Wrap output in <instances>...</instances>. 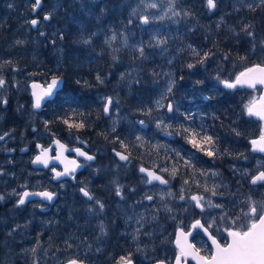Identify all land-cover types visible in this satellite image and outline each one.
I'll use <instances>...</instances> for the list:
<instances>
[{"label":"rangeland","instance_id":"374dc122","mask_svg":"<svg viewBox=\"0 0 264 264\" xmlns=\"http://www.w3.org/2000/svg\"><path fill=\"white\" fill-rule=\"evenodd\" d=\"M28 1L29 0H27V2ZM51 1L52 4L50 5V8L56 7L63 2V0H51ZM23 2L24 0H0V5L3 4L5 9V12L0 9V12L4 14V16L9 15L10 13L14 14L16 20H18L22 13L21 7ZM254 2L255 0H216L217 7L215 8V10L210 11L206 6V1H205L204 9L207 11V14L204 18H200L198 16L193 15L189 11L187 6L181 4L179 0H176V4L178 5V7L174 10L181 11L182 13L183 11H187L190 13L189 16L184 17L183 15H181V17L177 18V17H172L171 13L169 12L168 15L164 16V19L162 20L154 19L153 22L149 25H141L138 23V21H139V17L142 15H149L150 19H153V14H155L156 17L163 16L164 13L167 12L168 10L169 0H122L121 4H123L125 8L126 21H123V23L117 26L112 25L111 26L112 28H109V30L105 32V34H102L103 36L100 39V41L111 50L117 51L119 48H128L129 51H133L132 53H130L132 56L138 57L139 54L138 52L135 51V48L140 46L141 41H143L144 44L146 45L153 36L167 37L168 43L166 45H161L155 48H147V47L145 48V53L148 58L140 59L138 61H135L134 64H132L133 76L129 78V83H128L129 88H131L136 81L138 80L140 82L142 81L141 86H139L138 88L148 89L150 96L151 94H153L154 96V94H156L157 91L159 90L156 97L157 99H159L161 93L165 91L167 81L169 80V76L165 74L171 73L172 78L176 79L174 68L170 66V64H173L177 56H180L181 53L187 51L190 52L188 48L189 45L199 49V45L196 39L197 35H201V34L209 35L206 38L212 40V37L215 38L217 34L221 35V37L232 36V35L235 36L237 34V29L235 28V26L228 23L227 19H228V15L230 19L235 18L234 15L239 13L238 9H241L243 11L247 10L249 15H251V18L248 19L247 21L248 23H251L254 26L255 31L258 33L256 37V43L258 47L255 53L252 52V45L249 43L251 46V54L258 53L259 56L262 55L259 51L260 50L259 42L261 39H264V36L261 34V24L257 20V16L256 17L254 16V12L247 7L249 3H254ZM149 3H157L159 7L157 9L148 8L147 5ZM9 4L12 5L11 8L8 7ZM129 18H131L134 21L131 25L128 24ZM206 20L207 22H205ZM245 20L246 18L244 17L243 21ZM3 21H7V19ZM217 24L220 25L219 28L216 27ZM43 27H46L45 23L43 24ZM19 28L20 26H18L15 30L17 31ZM185 29L188 31H193V33L187 34L186 32H183V30ZM113 33L116 34V39L111 41V44L106 43V41L112 37ZM54 38H56L55 45H53V47L49 49V52L46 55H43V57L44 58L48 57V59L52 63L56 62L55 66L60 67V65L62 66L63 64V63L61 64V62L63 60L64 44L62 40L58 39V35L56 32H54L52 39ZM125 38H127V43H125ZM88 39L85 38L84 40H88ZM16 40L18 39H14L13 42ZM94 42L95 41L92 40L90 43H94ZM101 42H97V43H101ZM165 48L166 51H162V49ZM7 49L8 47H4L3 51L0 50V53H4V51ZM218 49L222 50L221 48ZM96 52L99 53L100 51L96 50ZM100 54L103 53L101 52ZM3 58H5V54H0V59ZM33 58L36 63L41 64V62L39 61L41 59L40 57L36 55ZM147 61H151V69L145 71L143 69V64L144 67H148L146 64ZM230 61L231 62L229 61L226 62L230 64L231 68L234 67L235 72L241 71V69L247 65L245 63L246 61L242 63L239 59H233L232 57H230ZM165 62H167L168 65H165ZM259 62H261V59ZM214 66H216V68H219V70L215 75H211L210 78H208L205 81L206 85H208V88H210V90H218L220 89L221 86H223L215 79L218 74L222 79H228V77H223L222 75L225 68L224 63L220 62V60H217L215 61ZM22 68L27 69V66L23 64ZM106 68L107 67H105V69ZM3 70L4 69H0V72ZM153 73H156L157 76L152 77ZM31 78H33L32 75ZM5 80L9 82L8 79L5 78ZM245 90L246 91H240L241 92L240 95L241 98L244 99L245 101V103L243 104V108H244V112L247 115L245 105H247L249 101L254 100L259 96L261 92V87H256L255 89H245ZM9 91L15 92L14 93L15 102L21 101L23 90L19 88V83L17 78L13 79L11 82L7 84L6 90H0V94H2L7 99L11 100V94ZM199 94L200 96L205 95L202 91H200ZM112 97L114 100L117 101V99L114 96ZM177 104L180 109V104L179 103ZM153 113L150 116V121H153V117H155L157 114L163 115L165 119H167L169 116L172 115L164 110H156L155 107L153 108ZM177 116H179V114H177ZM177 116L175 119L171 120L172 124L174 122L176 123V120H178ZM259 126L261 132V130L264 129V121L263 122L261 121L259 123ZM135 128H136L134 130L135 135H140L144 138L143 147L139 146L138 142L136 141L135 142L138 147L143 148L141 156H144L146 159L150 160L152 158V160L158 161V155H161L162 157H165V160L162 162L167 161V163L162 167L165 166L169 167L170 171H171V165L173 163H175L177 167L180 163H182L183 166V161L180 159V157L176 156V152H179L180 156H182L184 159H188L182 154L183 150L181 147L179 148L182 150V152L180 151L179 148L175 146L172 147L168 146L169 143L168 139L160 136V134L157 132L155 128V123H154L155 132H152L150 134L146 133L145 131L142 133L138 131V129L140 128L137 127ZM260 132L258 136L260 135ZM153 134H155L156 137L154 138V142H151L150 135ZM147 142H150L151 145H161L162 147L156 149L154 147H151V145L149 144L150 145V148H148L149 150L144 151L145 143ZM158 151L161 152L159 153ZM243 156L247 157V159L243 158L244 163L236 164L235 162L233 165L227 168L228 172L231 174V178L233 179L231 183L230 180L227 178L223 169L218 166H212L211 164L207 169L197 168V169L205 170L209 173L211 172L217 173L215 177L209 176L208 178H203L197 176V179H199L201 183H203L205 179H207L209 184L215 182L216 184L220 185L219 191L225 192V196L223 198H216V200L215 198H213L214 203H220L221 200L233 203V201L235 200L234 203L231 204V206H233V208L236 211L234 215L232 212L228 210L227 207H225V210H227L229 214H232L233 217L235 215H240L241 209L247 211V208H244L245 207L244 202L246 201L247 197L250 196L248 189L246 192L243 193L241 191H237L239 193L238 195H236V187H240V184L243 181V179H240L241 175L244 173H251L252 175H255L257 170H264V155L249 150V153ZM168 157H171V159L168 160ZM159 164L160 162H156V163L154 162V165H159ZM31 171L32 170L27 167H22L20 170H14L12 172H6V173L4 172L6 176L3 175L1 177L3 178V181H6L4 183L5 188L7 189L9 185H12L13 188L7 189V191L9 192L4 191L5 190L4 188V190H0V194L4 195V193H13V190H15L16 192H21L22 188H24L23 186L25 185L26 186L35 185V184L39 185V182L31 180L32 179L30 177L32 175ZM165 174H166L165 176L170 181L169 186L167 187L175 195L174 196L165 195L164 200L161 201L160 195L162 190H164L166 186L158 185L156 187H153L152 185H150V187L146 190V192H148L149 194H154V201L144 202L145 205L148 206L147 210L145 207H138L136 204H131V206L126 211L124 210L121 211L122 219H123L121 221L122 228L120 226V221L118 222V219L115 221L113 228L110 226L107 220H100V224H103L107 229V235L101 234L100 229L96 226L99 224V221L96 218L94 219L93 216H90L87 213H86L87 214L86 221L89 220L91 223L89 227H85L86 232L82 234L81 230H83L84 228L81 227V214L77 210L76 212H78L79 214V216L75 217L77 219L72 217L73 219L78 221L77 232L73 233V235L71 234L66 239L64 237L55 238L53 237L54 233L50 234L46 232L44 227L40 228L38 226H35L34 217L31 214L34 212L38 213L37 211L31 210V212L28 213L26 209H20L18 211H15L16 214H12V216L8 217V219L0 217V232H1L0 239L2 238L0 242V250H2L1 259L3 264H15L17 262H19L17 264H32L34 258L38 261V264H58V260L63 261L64 257L69 254L64 252V248L66 246L65 242L67 241H69V243L73 245V248L70 251L80 253L84 261L89 264H109L107 262H111L110 264H113V260H108V259H110L112 253L113 254L116 253V249L114 247L118 243L122 244L119 246L121 248H124L126 252L131 251L133 253V256L134 255L137 256V259H141L143 260V262L145 260L153 264V262L156 261L157 259H165V258L166 259L169 258L173 261L175 256H177L179 253V249L174 244L176 230L178 229L179 226H183L184 229L187 231L190 230L192 222H194L196 219H200V218L205 219L206 217L208 218L217 217L219 214L222 213L221 210L211 209V210H206L202 216L200 209L192 208L187 204H184L183 201H180L178 199V195L185 176L176 173L175 179H171L168 173ZM234 176H237L239 180H236ZM3 181L0 180L1 183ZM245 181H247V176H245ZM20 188L21 190H19ZM261 189L262 191H264V188ZM192 191L193 192L197 191L195 185H192ZM4 196H5L4 202H6L7 195ZM243 196L245 197L244 199L241 200V197ZM237 199H239V202L237 201ZM253 200L256 201L264 200V193L254 198ZM2 202L3 201H0V203ZM226 202H221V203L225 204ZM9 204L10 203H8V205ZM163 204H167L168 207L173 209L176 216L175 219L171 218L172 215L171 213L165 211L164 207L162 206ZM178 204H183L184 208H187L188 210L184 211L183 208H177L176 205ZM13 207H14L13 205L11 206L9 205V209ZM157 208L159 209V211H156ZM70 210L71 209H69L67 212L68 217ZM134 212L136 214H143L147 218L148 222L144 224L142 232L151 233L150 236L141 234L139 236V240H135V241L132 239V233L133 230L137 227V225L134 223V221L128 220V217L133 216ZM209 212L211 213V217H209ZM150 213L155 214L156 216L155 220L152 219ZM90 218H92V220H90ZM180 221H183V225H180ZM213 226L215 228L219 227L222 233L223 228L227 227L228 224L225 222H218L217 225H213ZM117 232L124 235V237L121 234H117ZM222 235H217V237L223 239ZM58 238L61 239L64 243L58 241L57 240ZM197 239L203 241L206 240V237L203 236V234H201V236L197 237ZM37 242H39V247L41 245L46 248L37 249ZM208 243L210 244L209 241ZM137 247L140 248L139 252L136 251ZM196 247L204 251L206 255L210 254L211 252L210 248L206 249L202 247L201 243H197ZM32 248H36L35 257H33V254L30 251ZM97 248L100 249L99 252L96 251ZM126 252L124 250H121L120 255ZM188 260L190 264H195L189 258H187V262Z\"/></svg>","mask_w":264,"mask_h":264},{"label":"snow or ice","instance_id":"6c2138e0","mask_svg":"<svg viewBox=\"0 0 264 264\" xmlns=\"http://www.w3.org/2000/svg\"><path fill=\"white\" fill-rule=\"evenodd\" d=\"M42 6V0H34L32 4V11H36L40 9ZM206 6L209 10L215 9L217 7L216 0H206ZM9 8L12 7L11 4L8 5ZM148 8L157 9L159 6L157 3H149L147 5ZM178 7L176 4V0H169V6L167 12L164 13L163 16L156 17L153 14V19H150L149 15H142L139 17L138 23L141 25H149L153 22L154 19H164V16L171 13L172 17H187L190 15L189 12L177 11L174 10ZM247 7L255 11L256 8H260L262 12H264V0H255L254 3H249ZM135 14V13H134ZM43 21H51L53 19V14L48 12L43 16ZM134 21L129 18L128 24L131 25ZM27 23L32 27L35 28L38 34L42 37L47 38V34L40 31L42 27V22L40 19H31L27 21ZM217 28L220 27L219 24L216 26ZM240 32L243 33V38H246L248 42L252 45V52L255 53L258 47L256 43V37L258 33L255 31L254 26L251 23L245 22L240 29ZM236 42L239 43V40L242 38L240 33H237L234 37ZM58 39L63 40L64 34L60 32L58 35ZM116 39V34L113 33L112 37L106 41V43L111 44V41ZM90 39L84 40V43H90ZM15 45H23L25 41L23 40H16ZM53 45H55L56 40L53 39L51 41ZM125 43H127V38H125ZM168 43L167 37L161 36H153L149 42L145 45L143 41L140 42V46L135 48V51L138 52L139 59H147V55L145 53V48H155L161 45H166ZM214 47H217L216 44H213ZM260 46V53L264 54V39H261L259 42ZM190 50V54L193 58H195V63H188L186 66L189 69H192L196 66V64L203 65L205 61H207L210 57H215L217 52H213L211 49L208 51H203V49H197L192 47L191 45L188 46ZM162 51H166L162 49ZM221 53L220 58L223 61H230L231 52H222L220 49H217ZM115 58V57H114ZM238 59L243 63L249 59L248 56H240ZM5 66L13 68L15 71L16 69L13 66V62L11 60H3L0 62V69H3ZM36 73H30L29 75H35ZM165 75L169 76V80L167 81L165 91H163L160 95V98L155 101V109L156 110H164L167 113L172 114L167 119L163 115L157 114L153 117V122L155 123V128L158 133H162L165 136H173V135H180L183 136L184 139L189 143L193 148L197 149L199 152H203L208 157H215L217 155L218 149H216L217 141L213 138L212 135H209L201 125L199 130L193 128L191 125L184 126L180 125L179 127H174L171 123V120L175 119L177 114L183 116L185 121L192 120L191 114H185L179 112L178 104L172 99L173 96V88L175 86V79L172 78L171 73H167ZM97 81L101 84L103 80L99 75L96 77ZM183 79V77H181ZM220 84H222L227 89H235L237 86H247L248 88L255 89L256 86L264 85V58L261 59V63L253 64L251 67L245 66L243 71H240L238 74H235L234 79H222L218 74L215 78ZM63 78L53 76L51 80H46L44 84H39L37 82L31 83V95L33 97L32 101V108L34 110L41 109L42 105L48 101H50L53 96L58 91L60 85L63 84ZM139 82V81H137ZM76 83H80L77 81ZM197 83H203L202 81H197ZM8 82L5 80L2 73H0V90H6ZM87 84V81H85ZM206 99H211V97H206ZM167 101V103H165ZM113 98L111 96H106L104 98V107L103 112L105 114H109L113 107ZM0 104H8V99L0 94ZM118 105V102H117ZM246 112L248 116H256L259 117L260 120H264V95H262L257 102L255 99L249 101L247 105H245ZM145 115L151 116L153 113L152 108L148 109H139ZM73 116H83V113H76L73 111ZM63 123L67 124L69 128H84L85 123L81 119L79 122L72 120L70 123V119H63ZM139 125L142 128L147 127L145 120L138 121ZM49 121H44V126L48 129ZM35 131V129H33ZM115 131V128H113ZM240 135L239 132L236 133ZM54 135V134H53ZM11 138L10 133H3L0 134V141H4L5 138ZM114 141H118L123 151H115L113 149L115 155L119 158L120 161H124L126 163H130V153H128L129 146L131 144L132 148L137 146L136 143H125L124 140H121L119 136L114 138ZM135 141L139 143V146H144V138L140 135H135ZM252 145L253 151H258L264 153V129L261 130L260 135L257 139H253L250 141ZM150 144V142H149ZM37 149H39V154H37L34 159L32 160L33 164L36 165H43V167L48 168L50 163L59 162L60 164L64 165L62 171H56L55 163H53V167L50 169L53 172L54 179H60L61 177L65 176H72L75 179L74 173L78 168L88 166V161H94L96 157L94 155H89L87 152L83 151L81 148L76 147L72 148L71 151L76 153L77 158L83 157L85 163L82 165L78 162V159H71L65 156V152L69 151L67 145L60 142L58 139H54L51 144L45 148L41 144L36 145ZM53 147L58 149L57 154L55 156L50 155L52 152ZM156 149L162 147L161 145H151ZM216 149V150H214ZM27 149H21V151H26ZM10 151H14V149H10ZM175 151V150H173ZM128 153V154H126ZM224 153H221L223 155ZM176 156L180 157L183 161V168L185 169V178L183 179V183L179 190L178 199L183 201L184 204L192 208L200 209L201 215L205 213L206 210L211 209H218L221 210L222 214H219L217 217H211V213L209 212V217L204 219L202 223L200 219H196L195 222L191 225L189 231H185L183 226H179L175 244L179 249V255L175 256V264H187V258L192 257L193 259L197 260V264H264V200L256 201L251 198V196L247 197L245 203V207L247 211L243 209L240 210V215H229V212L225 210L224 203H214L213 198H223L225 196V192L219 191L220 185L216 184L215 182L209 184L207 179L204 180L203 183L197 176L208 178L209 176L215 177L217 173L215 172H207L202 169H197L195 163L193 162L192 158L184 159L180 156L179 152H176ZM241 157H244L241 154ZM171 157H168L170 160ZM167 163V161H166ZM155 168H159L158 174ZM191 170L188 172L187 170ZM178 167L175 163L171 165V171L169 167H161L160 165H155L154 169H149L144 166L139 167V172L144 174L143 180L146 184L152 185L156 187L153 182H158L159 185L166 186L164 190H162L160 195V200L163 201L165 195L167 196H174L175 194L167 187L169 186V179H165L163 173H168L171 179H175L176 173L178 171ZM5 175L2 169H0V176ZM247 176V182L252 186H259L264 188V170H257L255 175L251 173H244L241 175L240 179H244ZM115 183V194L121 198V200H125L123 195V186L119 183ZM192 185H195L197 188L196 192L192 191ZM26 188V185L23 186ZM202 190V191H201ZM79 191L82 193L84 197L87 198V201L98 205V210L103 212L105 205L101 203L99 199H96L90 191L87 190V186L81 187ZM132 192H135V189H131ZM13 194L18 196V200L16 201V207H20L25 205L26 202L35 204L37 201L30 199L32 197H39V203L41 205L44 202L52 201L56 193L51 191H39V192H30V191H23V192H16L13 190ZM234 195V194H233ZM5 196L0 194V201H4ZM145 201H154V194L145 193L140 200L136 202L138 207H145L146 210L148 208L145 205ZM126 203V201H125ZM234 203V201H233ZM165 211L171 213V218L175 219V212L172 208L168 207L167 204L162 205ZM177 208H183L184 211H187V208H184L183 204L176 205ZM89 211H93L92 208H89ZM156 211H159L157 208ZM152 219L155 220L156 216L154 213H150ZM129 221H134L137 227L133 230L132 239L139 240V236L147 235L150 236L151 233L142 232L143 226L147 223V218L143 214H136L134 212L133 216L128 217ZM218 222H225L228 224L227 227H224L221 233V229L217 227L215 229L216 235L213 234L210 229L213 228V225H217ZM180 225H183V221H180ZM207 225V226H206ZM19 227V226H17ZM199 230V231H196ZM100 232L102 235H107V229L103 224L100 225ZM194 232L196 233L194 235ZM206 237V240H198L197 237L201 236ZM224 234V235H222ZM217 235H222V238L225 240L224 244H221L220 240L217 239ZM189 237L192 239L189 240ZM195 241V242H192ZM210 241V244L208 243ZM196 243H201L202 247L210 248L211 252L208 255L201 256L200 249L196 247ZM64 252L69 253L63 259V261L58 260V264H84V259L82 258L80 253L70 251L73 248L71 243L65 242ZM37 247H39V242H37ZM35 257L36 248H32L30 250ZM97 252L100 251L99 248L96 249ZM137 252L140 251V248L137 247ZM32 264H38V261L34 258ZM113 264H135L133 260V253L131 251L126 252L123 255H119L118 258L113 260ZM156 264H171V261L168 259H157Z\"/></svg>","mask_w":264,"mask_h":264},{"label":"flooded vegetation","instance_id":"af4514ba","mask_svg":"<svg viewBox=\"0 0 264 264\" xmlns=\"http://www.w3.org/2000/svg\"><path fill=\"white\" fill-rule=\"evenodd\" d=\"M33 2L34 0L32 4ZM46 5H42L41 8L31 16V18L36 17L41 19L42 27L40 31L44 33H47V31L45 27H43L45 22L42 18L44 13L47 12ZM32 33L35 35L38 34L36 30H33ZM52 40V38H45L42 41L48 42L51 49V46L53 47L51 43ZM83 40L84 39H81V43H83L81 46V106H86L88 108L87 115L93 117L95 124L98 123L96 127L81 128V136L77 134L70 135L69 126L64 124L63 120L61 123L59 122V106L63 103H61V99L64 98V100H66L67 98L65 77L61 74L56 76L64 77L62 89L58 90L50 101L44 103L40 110H34L32 108V97L31 103L22 101L15 102L14 99H8V104H0V134L6 132L11 134V138L6 137L4 141H0V169L5 173L20 170L22 167H27L32 170V175L30 176L32 178L31 180L39 182V185L26 186V188H22L21 192L25 190H29L30 192L47 190L56 193V199L52 202L46 201L41 205L39 203L40 199L38 198L33 199L37 201L35 204L26 202L25 205L18 208L16 207V201L19 197L13 193H4V195H7V200L6 202L3 201L0 203V217L8 219L12 214H16L15 211L20 209H26L28 213H30L31 210L37 211L38 213L34 212L31 214L34 217L35 226L40 228L44 227L46 232L50 234H64V232L67 231L65 223L71 216L74 217V213L71 214V210L69 217L67 215L68 210L71 208H76L81 214V227L84 228L81 230L82 234L86 232L85 227H89L91 223L89 220L86 221L87 214L99 221V224L96 225L99 229L101 225L100 220L114 221L115 218L119 219L118 221H120V226L122 228L121 221L123 219L121 211H126L131 204H136L145 193H148L146 190L150 187V185L144 182L142 178L144 174L139 172V167L142 165L154 169V162H160L159 165L161 167L166 164V162H162L165 160V157L158 155V161L152 160V158L148 160L144 156H141L143 148L138 146L132 148L131 144L128 149V153H130V163L120 161L115 155L113 149H115V151H123L121 147V149L115 148L117 141H114V138L117 136L118 130L122 131L121 140H124L126 144L129 142L136 143L134 138L135 127L140 128L138 131L142 133L144 131L148 134L155 132L154 123L150 121V116L145 115L139 111V109H153L157 96H155L152 101L146 100L143 102H134L132 101V97L128 98V95L132 91L130 89H133L134 86L139 87L142 84V81L140 82L137 79L139 82L136 81L131 88L128 86L129 78L133 76L132 55L130 54L133 51H129L128 48H119L117 51L111 50L106 47L105 44L97 43L96 39H90L91 41H95L94 43H84ZM24 41L29 42L30 40L24 39ZM36 41L41 40L34 39L32 43ZM104 49L106 50V54H100L101 50ZM96 50L100 52L98 53ZM101 56L104 57V65L107 67L106 74L99 70L98 65L100 63H96L98 57ZM87 67L91 70L89 74L87 73V76L84 77V71L88 69ZM97 75L103 80L102 84L97 81ZM153 76H157V74L153 73L152 77ZM175 76L176 84L173 88V96L171 98L174 99L176 103L180 104L179 112L182 113L181 107L189 104L192 106L200 104V102L197 101H186V91L191 90L192 97V95L197 92L198 88L194 87V85L188 87L177 85L180 77L177 75ZM45 81L46 80L39 82L44 84ZM85 81H87V84H85ZM87 86L89 87L86 88ZM178 88L181 90L178 91ZM142 90L148 92L146 91L148 89L143 88ZM206 90L208 89L206 88ZM110 95L114 96L117 101L113 99L114 103L112 110L109 114H105L103 112L104 98ZM86 96H89L90 101L86 102L84 100ZM204 98L206 99L205 95ZM165 103H167V101H165ZM179 116H177V119ZM63 117L64 119L67 118V111L65 108H63ZM45 119L49 121L48 129L44 126ZM140 120H145L147 127L142 128L138 123ZM54 122L56 123L54 124ZM173 126L175 127V122ZM113 128H115V131H113ZM33 129H35V131H33ZM59 134H61L62 137L59 136ZM159 134L161 137L168 139V146L179 148L177 144L179 135H173L174 138H167L163 136L162 133ZM155 137V134L150 135V141L154 142ZM54 139H59L60 142L67 145L69 149L79 147L89 155H94L96 159L87 162L88 165H91L90 167H81V170L75 172V179H73L72 176H66L60 180H55L53 178L55 174L50 171L53 167V163H50L48 168L43 166L35 167L32 165V160L40 151L37 149L36 145L41 144L47 148ZM79 139H81V142ZM150 145L149 142L145 143L144 151L149 150L148 148H150ZM10 149H14V151H10ZM21 149L27 150L21 151ZM180 151L182 152L181 149ZM158 152L160 153L161 151ZM56 154L57 148L53 147L50 155L55 156ZM66 155L70 158L78 159V162H81L82 165L85 163L84 158H77L75 152L69 150L66 152ZM185 155L188 159L190 158V154L187 152H185ZM141 157L147 160L146 163H142ZM55 166L56 171L63 170L60 164L55 163ZM155 170L157 173L161 174L159 168H155ZM163 175L168 179L165 173H163ZM0 180L3 181L1 176ZM114 181L123 186L122 190L125 200H121V198L115 194L116 185ZM5 182L6 181L0 182V190H4ZM153 183L156 186L159 185L157 182ZM85 186H87V190L90 191L96 199H99L101 203L105 205L103 212L98 210V205L88 202L87 198L79 191L81 187ZM11 188H13V186L9 185L7 189ZM7 189L5 188L4 191L9 192ZM131 189H135V192H132ZM19 190H21V188ZM8 203H10V206L13 205L14 207L9 209ZM89 208H92L93 211L90 212ZM90 220H92V218H90ZM201 220L204 221V219ZM215 229L214 226L210 229L213 234H216ZM217 239L220 240L222 244L225 243L224 239H220L219 237H217ZM1 240L2 238L0 242ZM38 248L42 249L46 247L40 245L37 249ZM200 252L206 255L201 249ZM1 257L2 250H0V264H3ZM168 260L171 261V264H174V260L172 261L169 258ZM187 264H190L189 260Z\"/></svg>","mask_w":264,"mask_h":264},{"label":"trees","instance_id":"16d2710c","mask_svg":"<svg viewBox=\"0 0 264 264\" xmlns=\"http://www.w3.org/2000/svg\"><path fill=\"white\" fill-rule=\"evenodd\" d=\"M32 1L24 0L21 10L22 13L20 18L16 20L14 14H9L4 16L0 12V50L3 51L4 47H8L7 50L4 51L5 58L0 59V62L3 60H11L13 62V66L16 69L5 66L3 71L0 73L3 74L4 78L8 79L11 82L13 79L17 78L19 83V88L23 90V94L21 96L22 102H30V87L29 82L32 80L44 81L52 78L56 75H63L65 77V87L67 88V98L61 99V105L59 106V122L61 123L64 119L63 117V108L67 111V118L70 119V123L72 120L79 122V120H83L85 123L84 128H93L96 127L98 123H94V119L91 115H87L88 108L86 106H81V39L89 38L96 39L97 42H101L102 34H105L112 28L111 26H117L123 21H126V13L123 4H121L122 0H63L61 4L56 7L50 8L52 4L51 0H46V9L47 12H51L53 14V19L46 23L45 30L47 31V38L51 39L53 37L54 32L59 35L60 32H63L64 39V51H63V60L61 62L62 66H55L56 62H51L48 57L44 58L43 55H46L49 52L50 45L48 42L42 41L45 37L42 38L39 34H33V29L27 23L31 19L32 16ZM181 4L188 7L189 11L200 18H204L207 14V11L204 9V3L206 0H179ZM0 9L5 12L3 4L0 5ZM239 13H237L235 18L230 19L228 15L227 22L235 26L237 29V33H240L242 37L239 40V43L236 42L235 36H226L221 37V35L217 34L215 38L212 37V40L208 37L209 35H197L196 39L199 45V49H203V51H208L211 49L213 52H217L215 57H210L203 65L196 64V66L192 69L187 68L188 63H195V58L192 57L189 51L181 53L180 56H177L175 62L170 64L174 68L175 75L179 76L177 85L191 86L197 87L198 90L191 97V90L186 91V101H197L200 104L192 106L187 105L181 107V112L185 114H191L192 120L185 121L183 116H180L177 121L179 124L175 123V127H179L180 125L189 126L191 125L193 128L199 130V127L202 125L204 129H206L209 135H212L213 138L217 141L216 149L217 155L215 157H208L203 152H199L197 149L193 148L183 136L179 135L177 140V144L183 150V155L185 152L190 154V158L193 159V162L196 165V168H205L207 169L211 164L212 166H218L223 169L227 178L231 181V174L228 172L227 168L236 164H242L243 158L241 154L246 155L251 150L250 139L257 137L260 132L259 123L260 120H256L254 117H250L246 115L244 112L243 104L245 103L244 99L241 98L240 91H246L244 88H237L234 90L227 89L224 86H221L218 90H210L208 85H206L205 81L210 78L211 75H215L219 68H216L215 61L220 60V62L224 63L225 68L222 73L223 77H228V79H233L235 74L234 67L231 68L230 64L226 61L221 60V53L217 51L218 48H221L222 52H231V57L233 59H238L240 56H248L249 59L245 62L247 65H253L259 62L262 57L264 58V54L260 55L251 54V46L246 38H243V33L240 32L241 26L248 22L247 20L251 18V15L247 12V10L238 9ZM254 12V16H257V20L261 24V34L264 36V12L261 11L260 8H256ZM243 15L246 18L243 21ZM7 19V21H3ZM207 22V20L205 21ZM242 24V25H241ZM20 26V28L16 31L15 29ZM260 28V27H259ZM186 30V29H185ZM183 30L187 34H192L193 31ZM174 34V33H173ZM172 36V35H171ZM56 37V36H55ZM173 37V36H172ZM57 38V37H56ZM54 38V39H56ZM14 39L23 40L29 39V42H26L23 45H15ZM34 39L41 40L32 43ZM102 43V42H101ZM216 44L217 47H214L213 44ZM103 44V43H102ZM49 45V48H48ZM178 46V45H177ZM52 47V46H51ZM260 51V50H259ZM103 54H106L105 49L101 50ZM40 57V63H36L34 58L35 56ZM132 64L135 61L140 60L138 57L131 56ZM96 63H100L99 70L106 74L107 70L104 65V57H98ZM144 63V62H143ZM26 65V68H22V66ZM148 67H144L145 71L151 69V61L146 62ZM165 65H168L165 62ZM88 68V67H87ZM89 69V70H88ZM85 69L84 74L86 77L87 73L89 74L90 68ZM232 69V70H231ZM244 69V68H242ZM241 69V70H242ZM30 73H36L32 75L31 78ZM183 77V79H181ZM13 78V79H10ZM80 81V83H76ZM197 81H202L203 83H197ZM8 82V83H9ZM11 85V84H9ZM87 86L86 88H88ZM206 88L208 90H206ZM131 93L128 95V98L132 97V101L134 102H143V101H151L153 94L148 92H144L142 89L134 86ZM181 89L178 88V91ZM200 90L205 94L206 97H211V99H205L204 96H200ZM10 92V91H9ZM14 91H11V99L15 98ZM64 100V101H63ZM86 102L90 101L89 96L84 97ZM73 111L76 113H83L84 116H73ZM46 120V119H45ZM44 120V121H45ZM260 121V122H259ZM263 122V121H262ZM56 122H54L55 124ZM70 135L77 134L81 136V128H69ZM239 132L240 135L236 133ZM125 133V132H124ZM59 136L62 137L61 134ZM117 136L121 139L122 131L118 130ZM120 144L117 141V145L115 148L121 149ZM214 149V150H216ZM252 151V150H251ZM221 153H224L221 155ZM171 155V154H170ZM135 158V157H133ZM142 158V157H141ZM144 160V161H143ZM147 160L142 158V163H146ZM177 173L185 176V169L182 166V163L178 165ZM191 172V170H187ZM240 176V175H239ZM236 180H239L237 176H234ZM233 188V187H232ZM262 187L252 186L245 178L243 179L240 187H236V195H238L241 191L246 192L249 190V194L252 199L258 197L264 191L261 189ZM129 189V188H128ZM245 196L241 197V200L244 199ZM240 199V198H239ZM239 199L237 201L239 202ZM235 201V200H234ZM245 201V200H244ZM221 202H226L221 200ZM231 202H226L225 205L233 215L236 213L233 206H231ZM235 207V206H234ZM246 208V207H244ZM234 209V210H233ZM76 208H71V212L74 213V218L79 216L78 212H76ZM71 216L69 220L65 223V227L67 229L64 234L54 233L53 237H64L65 239L71 234L77 232L78 221L72 218ZM108 220L110 226L113 228L115 221ZM119 220V219H118ZM117 234H121L117 232ZM122 235V234H121ZM124 237V235H122ZM57 239L58 241L64 243L61 239ZM69 243V241H67ZM118 243L114 248L116 249V253L110 256L108 260H114L119 257L121 250H126L121 248ZM125 254V253H123ZM121 254V255H123ZM133 260L135 264H151L141 259H137V256H133ZM19 263V262H17ZM15 263V264H17ZM111 263V262H107Z\"/></svg>","mask_w":264,"mask_h":264},{"label":"water","instance_id":"95a60500","mask_svg":"<svg viewBox=\"0 0 264 264\" xmlns=\"http://www.w3.org/2000/svg\"><path fill=\"white\" fill-rule=\"evenodd\" d=\"M42 5H44V0H42ZM38 10V9H37ZM36 10V11H37ZM214 9H212V10H210V11H213ZM36 11L34 12L33 11V13H36ZM47 14V13H46ZM45 15V14H44ZM33 19H39V18H33ZM33 29H35V28H33ZM256 64H259V63H256ZM252 65H250V66H248V67H251ZM244 69H242L241 71H243ZM57 77H61V78H63V81H64V77L63 76H57ZM51 80V79H50ZM32 82H37V83H39V84H42L41 82H38V81H32ZM31 82V83H32ZM31 83H30V89H31ZM258 86H261L262 87V90H261V93H260V95H259V97L257 98V99H255L257 102L259 101V99H260V97L262 96V95H264V85H257L256 87H258ZM62 87H63V84L62 85H60V87H59V89L58 90H60V89H62ZM245 88V89H251V88H248L247 86H237V88ZM237 88H235V89H237ZM231 90H234V89H231ZM31 92H32V89H31V91H30V94H31ZM32 96V95H31ZM55 96V95H54ZM53 96V97H54ZM33 98V97H32ZM43 106V105H42ZM42 108V107H41ZM38 110H40V109H38ZM251 117H254V118H256V119H258V120H260L259 119V117H256V116H251ZM261 121H264V120H261ZM163 135V134H162ZM163 136H165V135H163ZM165 137H167V138H174L173 136H165ZM258 138V136L257 137H254V138H251L250 139V141L251 140H253V139H257ZM59 140V139H58ZM79 141L81 142V139H79ZM251 144V143H250ZM251 149H252V145H251ZM57 151H58V149H57ZM70 151H71V149H70ZM255 152H258V151H255ZM259 153H261V152H259ZM261 154H264V153H261ZM65 156H67L66 155V152H65ZM68 157V156H67ZM69 158V160H71V159H76V158H70V157H68ZM53 163H58V164H60L59 162H53ZM79 163H81V162H79ZM32 165L33 166H35V167H40V166H43V165H36V164H33L32 163ZM63 168H64V165L63 164H60ZM147 168V167H146ZM150 170L151 169H153V168H149ZM79 170H81V168H78L75 172H78ZM159 174V173H158ZM66 177V176H65ZM62 178H64V177H61L60 179H62ZM60 179H55V180H60ZM166 179V178H165ZM158 183V182H157ZM27 191H29V190H27ZM35 192H39V191H35ZM56 197V196H55ZM39 197H32V198H30V199H38ZM39 199H41V198H39ZM54 200V199H53ZM52 200V201H53ZM52 201H50V202H52ZM195 222V221H194ZM193 222V223H194ZM202 222V221H201ZM203 223V222H202ZM178 230V229H177ZM177 230H176V233H177ZM186 231V230H185ZM175 238H176V234H175ZM191 237H189V240H191L190 239ZM210 242V241H209ZM174 244H175V239H174ZM175 246H176V244H175ZM177 247V246H176ZM178 255H179V253H178ZM200 255L201 256H204L203 254H201V252H200ZM189 259H191L195 264H197V260H195V259H193L192 257H188ZM84 264H86L85 262H84ZM153 264H156V261L153 263ZM174 264H175V261H174ZM182 264H183V261H182Z\"/></svg>","mask_w":264,"mask_h":264},{"label":"bare ground","instance_id":"6f19581e","mask_svg":"<svg viewBox=\"0 0 264 264\" xmlns=\"http://www.w3.org/2000/svg\"><path fill=\"white\" fill-rule=\"evenodd\" d=\"M157 94H158V91H157V93L156 94H154V96H153V98L152 99H154V97L155 96H157ZM152 101V100H151ZM176 124H179V121H176ZM215 200H216V198H215ZM229 215H232V214H229ZM119 222V221H118Z\"/></svg>","mask_w":264,"mask_h":264}]
</instances>
